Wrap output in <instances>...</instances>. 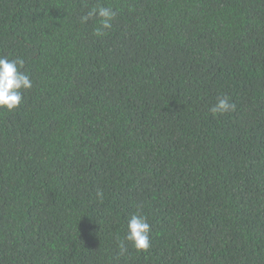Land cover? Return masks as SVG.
<instances>
[{
	"label": "trees",
	"instance_id": "16d2710c",
	"mask_svg": "<svg viewBox=\"0 0 264 264\" xmlns=\"http://www.w3.org/2000/svg\"><path fill=\"white\" fill-rule=\"evenodd\" d=\"M0 56V264H264V0H0Z\"/></svg>",
	"mask_w": 264,
	"mask_h": 264
},
{
	"label": "clouds",
	"instance_id": "9594fccd",
	"mask_svg": "<svg viewBox=\"0 0 264 264\" xmlns=\"http://www.w3.org/2000/svg\"><path fill=\"white\" fill-rule=\"evenodd\" d=\"M117 16V11L111 7H104L98 4L92 7L81 17L82 22H87L90 19L97 18L99 26L94 29L93 35L97 38L105 35L106 29H111L113 21ZM25 61L21 57L9 59L5 56H0V109L12 111L16 109L23 99V93L32 88V81L25 71ZM236 105L231 102L227 96L217 97V101L210 108L213 116L223 115L225 113L235 111ZM98 199H103V192L97 191ZM150 231L151 225L147 217L140 213L132 214L127 222V232L123 240H118L119 254L123 256L128 251L127 241L137 251H147L150 247Z\"/></svg>",
	"mask_w": 264,
	"mask_h": 264
}]
</instances>
